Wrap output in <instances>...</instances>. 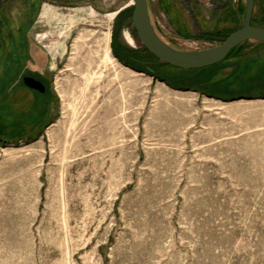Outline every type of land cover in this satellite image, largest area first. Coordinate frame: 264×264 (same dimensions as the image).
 <instances>
[{"label":"rangeland","instance_id":"rangeland-1","mask_svg":"<svg viewBox=\"0 0 264 264\" xmlns=\"http://www.w3.org/2000/svg\"><path fill=\"white\" fill-rule=\"evenodd\" d=\"M246 5L149 0L155 30L182 51L225 42ZM132 11L0 0V264H264V45L178 70L143 50ZM78 36L104 74L84 97L68 62ZM28 73H45L46 96L23 87Z\"/></svg>","mask_w":264,"mask_h":264},{"label":"water","instance_id":"water-1","mask_svg":"<svg viewBox=\"0 0 264 264\" xmlns=\"http://www.w3.org/2000/svg\"><path fill=\"white\" fill-rule=\"evenodd\" d=\"M255 4L256 0H247L240 26L225 42L202 51H182L168 45L152 24L149 0H134L132 26L142 47L161 63L184 71L203 70L224 63L247 42L264 44V28L252 24ZM148 71L154 73L150 68ZM26 84L31 89L45 92V87L40 82L31 79Z\"/></svg>","mask_w":264,"mask_h":264},{"label":"bare ground","instance_id":"bare-ground-1","mask_svg":"<svg viewBox=\"0 0 264 264\" xmlns=\"http://www.w3.org/2000/svg\"><path fill=\"white\" fill-rule=\"evenodd\" d=\"M101 37H102L101 39L102 40V50H101V55H99V57L105 69V71L103 72L109 73L110 69L113 68V65H112L113 59L110 54V47H109L110 41H111L110 39L111 31L107 30L106 32H103L101 34ZM84 40L85 38L83 36H78L74 40L73 54L68 61L69 62V72L75 77L73 80V84L80 91L82 97L86 96L87 92L91 89V87H93V85H96L102 79L104 75L102 71H98V65L97 63L95 64L92 59H90L91 56L90 57L84 56L83 48L81 46ZM80 55L85 57V59L79 58ZM110 82L113 84L115 81L114 79H112Z\"/></svg>","mask_w":264,"mask_h":264},{"label":"flooded vegetation","instance_id":"flooded-vegetation-1","mask_svg":"<svg viewBox=\"0 0 264 264\" xmlns=\"http://www.w3.org/2000/svg\"><path fill=\"white\" fill-rule=\"evenodd\" d=\"M35 80L37 82H40L44 87H45V92L42 93L40 91H37V90H34V89H31L27 86V81L28 80ZM47 79L45 77V73H41V75H36L34 73H28V74H25L22 76V79H21V82L23 83V87L31 92H34V93H38L39 95H43V96H46L47 93H48V86H47ZM18 82V81H17ZM30 82V81H29Z\"/></svg>","mask_w":264,"mask_h":264},{"label":"trees","instance_id":"trees-1","mask_svg":"<svg viewBox=\"0 0 264 264\" xmlns=\"http://www.w3.org/2000/svg\"><path fill=\"white\" fill-rule=\"evenodd\" d=\"M132 16H133V11L130 13V12H127V21L129 22V24L130 25H132ZM252 24L253 25H255V26H257L255 23H254V15H253V19H252ZM259 26V25H258ZM259 27H263V26H259ZM264 28V27H263ZM133 31L136 33V31H135V29L133 28ZM237 31V30H236ZM247 43H249V42H247ZM247 43H245L244 45H246ZM259 44H262V43H259ZM262 45H264V44H262ZM143 50L145 51V52H147L150 56H152L154 59H156L153 55H151L146 49H144L143 48ZM237 51V50H236ZM236 51H234V53L227 59V60H229L234 54H235V52ZM157 60V59H156ZM226 60V61H227ZM159 61V60H158ZM168 66V65H167ZM171 67V66H170ZM173 68V67H172ZM176 69V68H175ZM147 70V72H149L148 71V69H146ZM178 70H180V69H178ZM182 71H184V70H182ZM156 74V72H154L152 75H155ZM162 79V78H161ZM163 81H166L165 79H162Z\"/></svg>","mask_w":264,"mask_h":264},{"label":"crops","instance_id":"crops-1","mask_svg":"<svg viewBox=\"0 0 264 264\" xmlns=\"http://www.w3.org/2000/svg\"><path fill=\"white\" fill-rule=\"evenodd\" d=\"M244 45L240 46L237 50H239L240 48H242Z\"/></svg>","mask_w":264,"mask_h":264}]
</instances>
